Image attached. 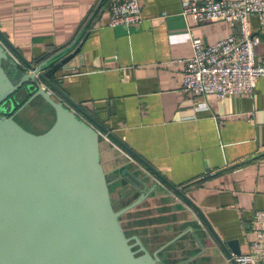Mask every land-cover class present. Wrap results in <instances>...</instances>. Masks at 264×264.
<instances>
[{"label":"crops","instance_id":"0c3cea01","mask_svg":"<svg viewBox=\"0 0 264 264\" xmlns=\"http://www.w3.org/2000/svg\"><path fill=\"white\" fill-rule=\"evenodd\" d=\"M184 1L205 0H138L140 21L108 26L109 0H0V30L27 59L65 46L81 32L79 41L84 40L71 69L56 74L62 78L59 88L181 188L218 236L236 240L240 253L246 254L253 238L252 213L264 210V77L257 78L250 94L217 99L186 93L182 71L192 52L191 36L212 43L235 27L221 18L191 20L181 12ZM249 28L260 38L254 60L264 64V27L255 15L249 16ZM43 104L37 98L28 105L36 110ZM99 150L116 199L129 201L138 195L127 182L130 173L145 177L148 186L157 183L124 216L126 223L133 220L134 231L152 248L192 228L205 247L195 262H227L191 206L102 133ZM183 238L181 254L165 252L163 258L187 257L200 250L190 234Z\"/></svg>","mask_w":264,"mask_h":264},{"label":"water","instance_id":"95a60500","mask_svg":"<svg viewBox=\"0 0 264 264\" xmlns=\"http://www.w3.org/2000/svg\"><path fill=\"white\" fill-rule=\"evenodd\" d=\"M81 34L47 57L27 59L0 30V264L159 261L156 253L152 258L142 247L143 254L135 256L118 221L120 214L153 192L157 183L148 186L145 177L133 176L140 185L134 187L138 197L114 211L100 162V133L191 206L215 248L224 253V264H236L234 257L241 255L236 240L223 241L181 188L171 184L59 88L62 78L56 74L71 69L69 64L84 40L79 41ZM37 98L54 112L53 123L39 134L27 131L14 119ZM189 232L200 249L195 256L201 255L204 245L192 228Z\"/></svg>","mask_w":264,"mask_h":264},{"label":"built area","instance_id":"2783aa9c","mask_svg":"<svg viewBox=\"0 0 264 264\" xmlns=\"http://www.w3.org/2000/svg\"><path fill=\"white\" fill-rule=\"evenodd\" d=\"M108 26L141 20L138 0H109ZM182 14L195 22L221 18L235 31L212 42L204 43L191 36V54L184 61L182 89L192 96L250 94L258 77H264V64L254 60V45L260 41L249 28V16L257 17L264 27V0L184 1ZM249 252L234 257L236 264H264V210H254L251 217Z\"/></svg>","mask_w":264,"mask_h":264},{"label":"flooded vegetation","instance_id":"af4514ba","mask_svg":"<svg viewBox=\"0 0 264 264\" xmlns=\"http://www.w3.org/2000/svg\"><path fill=\"white\" fill-rule=\"evenodd\" d=\"M123 171H127V170L124 169ZM127 173H130V172L127 171ZM130 175H131V179L127 181L129 183V185L132 188L137 187V186L139 187L140 185H139L138 181H136V178L133 177L135 175L133 173H130ZM107 186H108V190H109L110 202H111V205H112V208H113L114 211H118V210L122 209L123 207L131 204L139 195L138 194L136 197H134L133 199H131L129 201H125L124 198L121 197V196H119V198H121V199H119V198L116 199L115 198L116 196H114L112 190H110V188H109L110 186L108 185V183H107ZM144 200H145V198L141 201V203ZM140 204H138V205H140ZM138 205H136L135 207H137ZM135 207L123 212L122 214H120L118 216L119 224H120V226L122 228V231H123L125 237L129 239L128 240V244L131 245V250L135 252V256H140V255L143 254V251L141 250V247H142L151 256L153 255V253H156V256L158 257L159 261H155V264H160L158 262H161L162 264H198L195 261L197 260L199 255L198 256H195V255L200 250L197 253L192 254L190 256H187V257H180V256L179 257L178 256L175 257V255H174V257H172L171 259H168V260L163 258V254L165 252H167L169 254H173V253L174 254H179V253L181 254V252H182V250L184 248H183V246H180L179 242L184 239L183 238L184 236H186L187 234H190L189 228L183 229L182 231H180V232L176 233L175 235H173L168 240H166L163 243H161L160 245H158L157 247L152 248V245L149 242H146L141 236H139L134 231V228H133L134 222H133V220H130L128 223H126V221H124L125 214H128ZM180 234H182V235L180 237H178V235H180ZM170 248H171V250H170ZM152 258H153V256H152ZM168 262H172V263H168Z\"/></svg>","mask_w":264,"mask_h":264},{"label":"rangeland","instance_id":"374dc122","mask_svg":"<svg viewBox=\"0 0 264 264\" xmlns=\"http://www.w3.org/2000/svg\"><path fill=\"white\" fill-rule=\"evenodd\" d=\"M20 112L17 115L18 122H16H20V125L29 132L35 134L42 133L53 123L52 116L54 113L48 104H43L42 107L36 110H33L30 105L28 107L26 105ZM109 188L111 189V186Z\"/></svg>","mask_w":264,"mask_h":264},{"label":"trees","instance_id":"16d2710c","mask_svg":"<svg viewBox=\"0 0 264 264\" xmlns=\"http://www.w3.org/2000/svg\"><path fill=\"white\" fill-rule=\"evenodd\" d=\"M95 13H93V15H94ZM82 30V29H81ZM84 30V29H83ZM71 42V41H70ZM69 42V43H70ZM68 43V44H69ZM68 44H66V45H68ZM65 45V46H66ZM65 46H62V47H60V48H58V49H56V50H54V51H51V52H49V53H45L44 55H41V56H38V57H35V58H44V57H47L48 55H50V54H52V53H54V52H56V51H58V50H60L61 48H63V47H65ZM34 59V58H33Z\"/></svg>","mask_w":264,"mask_h":264}]
</instances>
